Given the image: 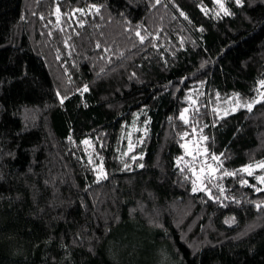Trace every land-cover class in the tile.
Here are the masks:
<instances>
[{"label": "trees", "instance_id": "obj_1", "mask_svg": "<svg viewBox=\"0 0 264 264\" xmlns=\"http://www.w3.org/2000/svg\"><path fill=\"white\" fill-rule=\"evenodd\" d=\"M262 82L264 0H0V264H264Z\"/></svg>", "mask_w": 264, "mask_h": 264}, {"label": "rangeland", "instance_id": "obj_2", "mask_svg": "<svg viewBox=\"0 0 264 264\" xmlns=\"http://www.w3.org/2000/svg\"><path fill=\"white\" fill-rule=\"evenodd\" d=\"M263 97H264V91H262V93L260 94V96L257 98V99H255V100H258V101H261L262 99H263ZM252 101H254V100H252ZM252 101H250V102H248V103H251ZM248 103H241V104H238V103H236V104H234V107H233V110H234V112H236L238 109H240V108H243V109H249L248 107H247V105H248ZM256 104H258V103H252V107H251V109L256 105ZM192 142V141H191ZM189 142L188 143V148H189V150H192L193 148L194 149H196V151L197 152H200L201 150H200V145L202 144V143H200V141H198V139H196L194 142ZM205 162V161H204ZM206 166V165H205ZM263 167L264 166H258L257 167V170H262L263 169ZM200 169H201V167H200ZM205 169V168H204ZM201 173L202 174H205V175H209L210 176V174H212L213 173V170H210V171H207L206 169L205 170H203V169H201ZM264 176V175H263ZM264 183V182H263Z\"/></svg>", "mask_w": 264, "mask_h": 264}, {"label": "snow or ice", "instance_id": "obj_3", "mask_svg": "<svg viewBox=\"0 0 264 264\" xmlns=\"http://www.w3.org/2000/svg\"><path fill=\"white\" fill-rule=\"evenodd\" d=\"M237 2H239V0H237ZM157 3H159V0H157ZM93 7H95V6H93ZM98 10H99V9H97V11H98ZM225 14H228V13L225 12ZM136 35L139 36L140 33L137 32ZM143 39H144V38L141 37V41H143ZM98 47H99V45H98ZM262 83H264V82H262ZM85 90H86V89H85ZM259 102H260V101H258V100H254V101H252L251 103H248L247 107H248L249 110H250L251 107H252V103H259ZM185 111H187V109H185ZM197 111H198V109H197ZM181 119H183V116H181ZM84 143L87 144L88 141L85 140ZM213 159H216V157H213ZM262 166H264V165H262ZM126 167H127V165H126ZM140 167H143V165H140ZM250 168H251V166H248L247 168H244L243 171H246V172H248L249 175H252V172L250 171ZM225 175H235V173H227V172H226ZM98 178H99V177H98ZM103 178H106V176L103 177ZM256 179H258V180L261 181V182H264V176L256 177ZM242 183H245V184H246L247 181H242ZM193 191H194V192L197 191V188H196V186H195V182H193ZM256 191H261V189L257 188ZM257 207H259V205H257Z\"/></svg>", "mask_w": 264, "mask_h": 264}, {"label": "built area", "instance_id": "obj_4", "mask_svg": "<svg viewBox=\"0 0 264 264\" xmlns=\"http://www.w3.org/2000/svg\"><path fill=\"white\" fill-rule=\"evenodd\" d=\"M205 162L204 161H201L200 163H199V166L202 168V169H204L205 168Z\"/></svg>", "mask_w": 264, "mask_h": 264}]
</instances>
